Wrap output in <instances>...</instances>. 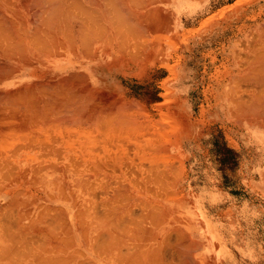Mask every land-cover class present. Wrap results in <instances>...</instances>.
I'll list each match as a JSON object with an SVG mask.
<instances>
[{
  "label": "bare ground",
  "instance_id": "bare-ground-1",
  "mask_svg": "<svg viewBox=\"0 0 264 264\" xmlns=\"http://www.w3.org/2000/svg\"><path fill=\"white\" fill-rule=\"evenodd\" d=\"M155 1L166 0H0V174L9 178L7 186L23 188L6 191L16 194L13 208L32 182L39 186L40 196L33 200L42 201L43 209L31 222L41 225L36 231L46 237L39 238V246H24L33 261L40 258L37 264H199L190 254L198 244L174 228L171 216L172 205L179 209L182 200L168 145L160 141L170 127L158 120L164 133L158 132L151 115L126 95L111 92L108 83L125 62L138 63L163 50L159 36L151 43L148 38L150 28H168L167 20L160 25ZM187 2L176 5L183 10ZM237 48L230 52L234 67L222 72L226 79L218 103L234 123L252 127L251 135L264 146V22L253 24ZM129 150L135 159L125 157ZM62 188L81 195L71 202L80 209L71 231L61 207L50 205L68 199ZM9 205L0 209V226L8 228L2 235L18 240L9 227L32 235L17 210L16 222L10 220ZM77 237L87 240L89 261L82 260V251L70 252ZM19 247L5 250L17 255L14 260L6 253L0 257L23 262Z\"/></svg>",
  "mask_w": 264,
  "mask_h": 264
},
{
  "label": "rangeland",
  "instance_id": "rangeland-1",
  "mask_svg": "<svg viewBox=\"0 0 264 264\" xmlns=\"http://www.w3.org/2000/svg\"><path fill=\"white\" fill-rule=\"evenodd\" d=\"M185 1H188L187 3H189V5L183 10H179L177 7L178 5H176L183 2V0H166L159 4L155 1L157 7H160L161 12L159 10L157 12L155 9L154 17L156 18V14L160 12V15L157 14V16H160L157 17L160 25L163 23L162 21L167 20L166 24H168V28H165V24L162 25L164 28L161 26V28L158 26L156 28H150L148 38H151V40H149V43H151L152 36H156V39L159 36L158 38L160 39L156 41H159L158 43H160L159 45H161V48L163 47V50H154V53L156 52L154 54L155 56L153 55L154 58L152 56L148 57V59L145 57L139 59L138 63L125 62L123 66H120L122 68L117 74L113 73L109 76L108 83L110 90H112L111 92L116 93L118 96L124 94L129 100L136 101V103L146 111L145 113L151 115V121L153 119L154 123L158 122V120L160 122L164 121L163 123L166 125L161 122L164 125L162 127L164 129L170 127L169 131L163 129L169 136L165 135L167 138L162 136V139L159 138L161 142L163 140L164 144L166 143L168 145L167 151L169 153L167 152L166 155L169 156V161L172 163L174 168L173 171L177 179L176 196L178 200H182V203L178 205L180 206L179 209H175V205H172L173 211L171 212V216L174 218V228L181 229V232L184 231L188 233L191 226L186 225L187 217L206 216L208 209L201 208L202 203L224 200L222 193L219 194L217 189L220 188L219 190H222L223 188V180L227 179L223 176L226 169H248L250 162L244 161L242 157L246 153L251 154L252 150H255L259 158L258 170L264 163V146L260 140H257V138L255 139V137L251 135L256 131H254L252 127L239 125V122L234 123L235 120L228 118L226 113L221 109V105L218 103L219 95L217 94V92H220L221 82L226 79V77L223 80L221 78L224 76L222 75L224 68L234 67L233 64H231L232 56L230 52L239 50L237 46L243 44L245 35L253 24L264 22V0ZM130 38L131 36L128 37L127 45L132 43ZM157 50L158 52L160 51L161 54L160 52L158 54ZM160 122L155 124V126L157 125L155 128H157L158 132L162 131V133H164L162 127H160V129L158 127L162 125H160ZM244 143L248 144L249 148L247 145H244ZM126 151H128V149ZM126 151V158L131 159V157L134 156L135 159L132 150H129L131 154L130 157L128 156L130 154ZM129 159H126L125 162H128ZM123 168L125 172H130L128 171L130 168H126L124 165ZM240 174H242V172H240ZM128 178L132 181L130 175ZM8 179L7 177L5 178V175L2 176V174H0V188H2L0 190V209L2 210L4 207H7L5 206L6 204L9 205L12 202L11 198H13V193H17L18 189H21V191L23 190V188L18 187L17 184L7 186L9 183L7 181ZM32 179L35 178L31 176V182ZM249 180V178L243 176L238 178V181H240L238 183L239 186H241L242 189L246 188L244 191L241 188L238 189V193L235 195H237L239 199H249V193L246 191L249 190L247 186L254 183L252 182L253 179L251 181L252 183H250ZM255 180L260 187V185L263 184L264 178L257 177L254 178V181ZM32 183L31 190L34 192L30 190L27 194H22V196L18 197L21 201H19L18 198V200H15V204H17V206H14L15 209L13 206H8V208L11 207L9 209L10 213H14L15 210H17L16 213L18 217L22 216L25 218V222H23L24 224L22 223V226H27V232L32 233V235H28L27 233L22 236L25 238L27 235L28 238L34 234V237L28 238V240L30 239L29 241H24V238L18 235L21 230L16 232L17 229L14 230L13 227H9V234L16 235L20 240L23 239L24 241V244L22 243L23 246L19 247L23 241L18 244L17 241H19V238L18 240L16 239V246L19 247L16 251L20 249V252L24 251L23 253L25 255L22 254L24 257V261H22L24 263H17V261V264H35L36 258L33 261L32 257H28L29 254H25L26 250L24 246L27 245V249L29 250V248L35 247L37 244L39 246L41 238L42 241L45 240V235L40 237L42 233L36 231L41 225H32L33 222H31V220L33 221L37 218L36 216L39 215L38 211L41 212L43 209V205H41L42 201L37 202L33 200L34 195L40 196V193L38 191L39 186L33 185ZM34 183L37 184V181H34ZM217 185H220V187H217ZM8 190L13 191V193L8 195L6 192ZM61 192V195L68 199H59L50 205L55 208L61 207L60 209L66 214L64 219L67 220V223H65V220L64 223L69 225L67 228L69 227L71 231L72 224L76 221L74 218L75 214L77 215V210H80L78 204L75 203L76 198L79 199L81 195L78 194V192L71 195L69 189L63 188ZM13 195L15 196L16 194ZM53 195L59 196L60 194L55 192ZM252 196L254 197L252 198L253 200H255V197L258 201L260 199L264 200L263 192L257 191V193H253ZM73 200L75 204L71 203ZM22 202L24 206H22ZM12 203L14 204V201ZM191 206L194 207L192 208ZM136 212H140L139 209L138 211L136 210ZM10 213L8 216H10ZM17 214H11L10 218L12 215L13 217L10 220L13 219V221L16 222L18 218L16 217ZM14 215H16L15 220ZM24 216L28 217L26 218ZM62 223V221L60 223L58 222L60 225H62ZM80 224L82 225L83 221H80ZM11 225L15 227L14 223H11L10 226ZM56 226L58 233L62 234V226L61 228L58 227V225ZM83 227L84 224L80 229ZM5 228V226H0V255H8L10 251V242L7 241L9 239L7 238L6 240L4 237L8 228ZM32 228H34V230ZM30 229H32V231ZM2 230L6 231L2 233ZM82 230H84V228ZM12 231L14 232L12 233ZM81 235L80 232V236ZM10 237L11 236H9V238ZM64 237H67V235ZM80 238L77 237L75 245L70 244L71 246L73 245L71 249L70 245L68 246L69 250L72 253L82 251V260L85 259L89 261L90 252L88 245H86L87 240L82 239V241L86 243L84 244L81 242ZM39 240L40 242H38ZM25 242L28 244H25ZM11 243L14 244L12 238ZM47 244L48 243H46V245ZM6 246L7 249H4ZM68 247L66 246L67 249ZM79 247L80 250H78ZM5 250H9L7 251L8 253ZM41 252L42 251H40V253ZM70 252L68 253L70 254ZM12 253L11 251L9 254L12 255V257L10 256L11 258L17 256L13 253L14 256ZM196 253L197 251L195 250L190 254L196 256L197 260L195 261L194 259V261L200 264L201 257L200 255H196ZM18 255H21V253ZM40 256L42 257V255H39V257ZM1 257H3V259L0 260V264H10L8 260L10 257H8L7 260L5 256ZM38 259L40 258L37 257L36 260ZM16 263L13 262L12 264Z\"/></svg>",
  "mask_w": 264,
  "mask_h": 264
},
{
  "label": "crops",
  "instance_id": "crops-1",
  "mask_svg": "<svg viewBox=\"0 0 264 264\" xmlns=\"http://www.w3.org/2000/svg\"><path fill=\"white\" fill-rule=\"evenodd\" d=\"M252 152L242 157L244 161L250 162L248 169L224 171L223 176L227 179L223 180V185L220 183L222 190L217 189L224 200L204 202L201 208L208 209L206 216L186 218V225L191 226L187 236L195 243L193 245L198 244L196 255L201 257L200 264H264V200L258 201L256 197L255 200L252 199L253 193H264V181L260 187L254 181L257 177L264 178V163L258 170L259 158L255 150ZM240 176L249 178L250 183L254 182L247 186L248 200L239 199L235 195L238 189H242L238 184ZM15 245L12 244L11 247L10 241V249Z\"/></svg>",
  "mask_w": 264,
  "mask_h": 264
}]
</instances>
